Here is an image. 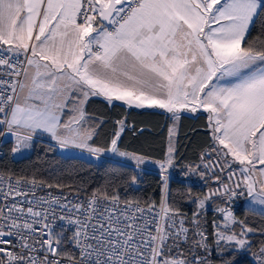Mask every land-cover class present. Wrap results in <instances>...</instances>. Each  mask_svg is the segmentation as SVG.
<instances>
[{"label":"snow or ice","instance_id":"1","mask_svg":"<svg viewBox=\"0 0 264 264\" xmlns=\"http://www.w3.org/2000/svg\"><path fill=\"white\" fill-rule=\"evenodd\" d=\"M261 15L264 0H0V137L13 157L46 136L133 167L129 186L148 164L163 183L157 204L0 172V264H214V252L221 264L234 253L264 264V228L233 210L246 194L264 216V32L250 39ZM92 97L169 114L163 156L121 150L125 119L97 144ZM184 113L206 114L210 143L188 167L216 185L193 200L191 220L167 196ZM215 200L223 206L209 232L199 210Z\"/></svg>","mask_w":264,"mask_h":264},{"label":"trees","instance_id":"2","mask_svg":"<svg viewBox=\"0 0 264 264\" xmlns=\"http://www.w3.org/2000/svg\"><path fill=\"white\" fill-rule=\"evenodd\" d=\"M264 32V15L256 19L251 31L250 39H255ZM87 114L91 117L89 124L97 126L99 135L95 138L97 144H103L111 135L115 122L125 119L132 122L138 130L133 136L125 130L121 138V148L143 155L146 158L159 160L167 149L170 117L153 109H131L122 103L115 102L109 105L103 98H90L85 105ZM198 117V118H196ZM206 114L198 113L195 116L182 114L178 125L176 141L175 167L170 171L173 179L169 182L167 196L170 203L180 211L192 218L193 212L198 211L197 203L193 200L201 198L209 188H215L212 181H203L195 172H191L190 165L199 163L200 153L208 146L210 139L205 129ZM9 143H4L5 154L0 159V171L24 175L37 174L51 182H61L71 185L72 188H83L91 191L99 187L117 189L122 198L143 201H155L157 204L163 192L161 175L152 171L139 170V180L135 185L129 186L128 181L134 173L133 167L114 169L111 163H99L76 156H64L57 152L56 146L46 140H36L29 155L15 158L10 153ZM107 158H103L105 160ZM186 175L194 180L193 185H185L177 177ZM63 191H70L65 188ZM239 200V201H238ZM213 206H223L219 200L209 201ZM233 210L237 217L245 219L257 229L264 228V216L250 211L237 198L233 203ZM201 211L202 222L207 223L208 231L212 230V222L217 218L216 211L204 208ZM190 220V219H188ZM257 233V241L260 239ZM214 264H221L217 253H213ZM230 259L233 264H250V256L234 253Z\"/></svg>","mask_w":264,"mask_h":264},{"label":"built area","instance_id":"3","mask_svg":"<svg viewBox=\"0 0 264 264\" xmlns=\"http://www.w3.org/2000/svg\"><path fill=\"white\" fill-rule=\"evenodd\" d=\"M127 125H128V127L126 128V130H128L130 133H131V135H133V136H137L138 135V130L135 128V126L133 125V123L132 122H128L127 123ZM3 137H0V159L4 156V154H5V148H4V143L5 142H3ZM145 170H148V171H152V172H154V173H157V174H160L161 175V173H160V169H159V166L158 165H156V164H148V165H143L142 166ZM1 172V171H0ZM174 177H173V174H172V172L170 171L169 172V180H168V184H169V182L173 179ZM176 179H178L180 182H182V183H184L185 185H193L194 184V180L191 178V177H189V176H186V175H180L179 177H177ZM44 191H53L54 193H56V194H59V191L60 190H58V189H52V190H44ZM65 193H67L68 191H64ZM41 194H43V193H41ZM244 196V195H243ZM243 196H240V197H243ZM240 197H238V198H240ZM184 216H186V215H184ZM188 219H190L191 220V218L190 217H188V216H186ZM62 223L63 222H58L57 223V229L59 230V228L62 226ZM67 235H70L71 233H70V231L69 232H67L66 233ZM69 248L71 247L70 245L68 246Z\"/></svg>","mask_w":264,"mask_h":264},{"label":"rangeland","instance_id":"4","mask_svg":"<svg viewBox=\"0 0 264 264\" xmlns=\"http://www.w3.org/2000/svg\"><path fill=\"white\" fill-rule=\"evenodd\" d=\"M41 140H42V139H41ZM52 143L55 145L54 142H52ZM55 146H56V145H55ZM56 150H57V152H59L60 154H62V155H64V156H76V157H81V158H84V159H87V160L90 161V158L88 157V154H87V153H82V152H81L80 150H78V149L61 150L60 148H58V147L56 146ZM23 155H24V154H23ZM23 155L21 156V155L18 154L16 157H23ZM103 158H106V157H102L101 160H102ZM93 162H96V161H93ZM128 163H129L130 165H134L135 162H134V161H129ZM141 169H144V168L141 166ZM144 170H145V169H144ZM201 198H202V197H201ZM241 198H242V202H243V204H244L245 206L248 207L249 197L245 194V195H244L243 197H241ZM238 201H239V200H238ZM210 207H211L212 210L215 211L216 207L213 206L211 202H208L205 208H210ZM197 208H198V207H197Z\"/></svg>","mask_w":264,"mask_h":264},{"label":"crops","instance_id":"5","mask_svg":"<svg viewBox=\"0 0 264 264\" xmlns=\"http://www.w3.org/2000/svg\"><path fill=\"white\" fill-rule=\"evenodd\" d=\"M93 98V97H92ZM99 98H102V97H99ZM119 103H121V102H119ZM127 107V106H126ZM153 110H158V109H153ZM160 111H162V110H160ZM163 112V111H162ZM165 113V112H164ZM167 114V113H166ZM184 114H187V113H184ZM198 114V113H197ZM169 117H170V115L169 114H167ZM188 115H190V114H188ZM196 115V114H195ZM172 124H173V122H172V120H171V118H170V124H169V128L170 127H172ZM178 125H179V123H178ZM177 135H178V126H177V130H176V134H175V136H174V143H175V145H176V141H177ZM46 140V141H49V142H52V141H50L46 136L45 137H43V138H40V139H37V140ZM6 143V142H5ZM7 143H9L10 145H11V141L9 140V141H7ZM33 148V147H32ZM32 148L30 149V150H28V151H26L25 153H24V155H23V157H25V156H27V155H29L30 153H31V151H32ZM121 150H123V151H127V152H129L130 154H132L133 152H130V151H128V150H126V149H123V148H121ZM134 154H136V153H134ZM137 155H139V154H137ZM15 158H21V157H15ZM148 159H150V160H155V159H152V158H148Z\"/></svg>","mask_w":264,"mask_h":264}]
</instances>
